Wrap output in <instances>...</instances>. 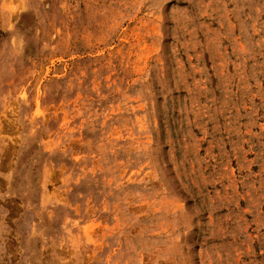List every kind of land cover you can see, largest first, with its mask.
<instances>
[{
    "label": "rangeland",
    "instance_id": "374dc122",
    "mask_svg": "<svg viewBox=\"0 0 264 264\" xmlns=\"http://www.w3.org/2000/svg\"><path fill=\"white\" fill-rule=\"evenodd\" d=\"M0 264H264V0H0Z\"/></svg>",
    "mask_w": 264,
    "mask_h": 264
}]
</instances>
